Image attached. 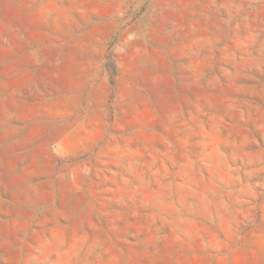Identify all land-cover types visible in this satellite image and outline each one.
<instances>
[{
	"label": "rangeland",
	"instance_id": "obj_1",
	"mask_svg": "<svg viewBox=\"0 0 264 264\" xmlns=\"http://www.w3.org/2000/svg\"><path fill=\"white\" fill-rule=\"evenodd\" d=\"M0 264H264V0H0Z\"/></svg>",
	"mask_w": 264,
	"mask_h": 264
},
{
	"label": "bare ground",
	"instance_id": "obj_2",
	"mask_svg": "<svg viewBox=\"0 0 264 264\" xmlns=\"http://www.w3.org/2000/svg\"><path fill=\"white\" fill-rule=\"evenodd\" d=\"M199 24L201 25H203L204 24V21H202V20H199Z\"/></svg>",
	"mask_w": 264,
	"mask_h": 264
}]
</instances>
